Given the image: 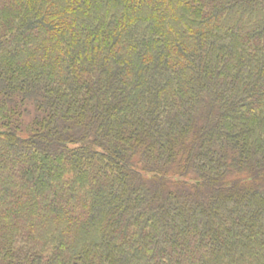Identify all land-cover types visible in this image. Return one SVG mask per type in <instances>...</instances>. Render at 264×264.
<instances>
[{
    "label": "trees",
    "instance_id": "trees-1",
    "mask_svg": "<svg viewBox=\"0 0 264 264\" xmlns=\"http://www.w3.org/2000/svg\"><path fill=\"white\" fill-rule=\"evenodd\" d=\"M0 264H264V0H0Z\"/></svg>",
    "mask_w": 264,
    "mask_h": 264
}]
</instances>
